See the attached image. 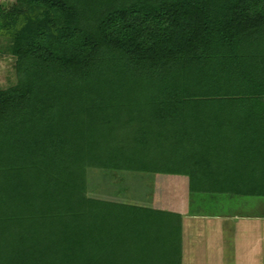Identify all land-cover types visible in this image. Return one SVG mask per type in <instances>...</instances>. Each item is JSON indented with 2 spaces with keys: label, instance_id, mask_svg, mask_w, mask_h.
Returning <instances> with one entry per match:
<instances>
[{
  "label": "trees",
  "instance_id": "trees-1",
  "mask_svg": "<svg viewBox=\"0 0 264 264\" xmlns=\"http://www.w3.org/2000/svg\"><path fill=\"white\" fill-rule=\"evenodd\" d=\"M0 56V264H181V215L88 168L264 197V0H15Z\"/></svg>",
  "mask_w": 264,
  "mask_h": 264
},
{
  "label": "crops",
  "instance_id": "crops-1",
  "mask_svg": "<svg viewBox=\"0 0 264 264\" xmlns=\"http://www.w3.org/2000/svg\"><path fill=\"white\" fill-rule=\"evenodd\" d=\"M186 184L179 207H152L181 215V264H264V214L189 213L188 178L153 174ZM173 184V183H171ZM181 194L180 189L177 190ZM172 204L177 205V202Z\"/></svg>",
  "mask_w": 264,
  "mask_h": 264
},
{
  "label": "rangeland",
  "instance_id": "rangeland-1",
  "mask_svg": "<svg viewBox=\"0 0 264 264\" xmlns=\"http://www.w3.org/2000/svg\"><path fill=\"white\" fill-rule=\"evenodd\" d=\"M14 1L0 0V4L8 8ZM14 78L12 59L0 56V87L7 86ZM86 179L87 195L100 199L175 208L179 207L180 198H187L186 184L183 182L163 181L159 176L149 173L88 168ZM178 189L181 194L177 193ZM173 202H177V205ZM206 210L208 213L232 215L264 214V197L218 194L216 202L208 204Z\"/></svg>",
  "mask_w": 264,
  "mask_h": 264
}]
</instances>
